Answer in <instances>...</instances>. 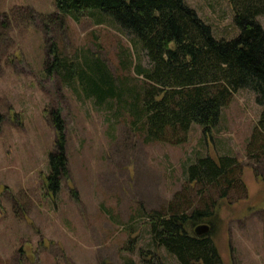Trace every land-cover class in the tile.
<instances>
[{"label":"rangeland","instance_id":"rangeland-1","mask_svg":"<svg viewBox=\"0 0 264 264\" xmlns=\"http://www.w3.org/2000/svg\"><path fill=\"white\" fill-rule=\"evenodd\" d=\"M182 1L213 37L238 34L227 0ZM53 12L52 0H0V264H140L139 249L149 240L146 214L165 206L186 167L206 154L234 156L245 186L212 208L221 263L264 264V159L245 155L260 112L253 91L237 89L206 134L191 123L181 143L146 141L114 100L96 105L76 85L46 73L50 42L61 57L78 64L98 58L113 76L127 78L133 62L148 66L143 50L131 47V35L111 20L95 24L81 11L77 19L49 21ZM256 20L264 31V14ZM131 78L126 96L133 101L139 84ZM54 110L63 124L66 174L50 193ZM152 252L164 264H178L161 246Z\"/></svg>","mask_w":264,"mask_h":264},{"label":"trees","instance_id":"trees-1","mask_svg":"<svg viewBox=\"0 0 264 264\" xmlns=\"http://www.w3.org/2000/svg\"><path fill=\"white\" fill-rule=\"evenodd\" d=\"M52 1L55 12L46 16L49 21L58 22L65 16L77 19L81 11L88 12L95 24L111 20L131 35V47L143 50L148 66L137 61L131 65L130 78L139 84L133 101L126 96L130 78L113 76L98 58L83 57L78 64L61 57L55 42L47 47L51 60L46 62V73H56L67 86L76 85L96 105L114 100L130 115L129 124L139 128L144 140L169 144L183 142L191 123L198 124L202 134L208 133L233 93L248 88L260 112L245 144V155L253 161L264 159V31L256 20L264 14V0H227L238 28L229 40L213 37L210 27L182 0ZM50 116L56 143L48 154L45 187L55 193L66 174L65 142L58 110ZM240 172L232 155L206 154L190 163L181 188L165 206L145 216L149 240L139 249L140 264H164L152 252L159 246L178 264H222L211 238L212 208L231 191H245ZM201 222L207 230L197 235L193 229ZM261 237L264 245V217Z\"/></svg>","mask_w":264,"mask_h":264},{"label":"water","instance_id":"water-1","mask_svg":"<svg viewBox=\"0 0 264 264\" xmlns=\"http://www.w3.org/2000/svg\"><path fill=\"white\" fill-rule=\"evenodd\" d=\"M207 230V225L206 224H198L194 227L193 231L195 234H202Z\"/></svg>","mask_w":264,"mask_h":264}]
</instances>
